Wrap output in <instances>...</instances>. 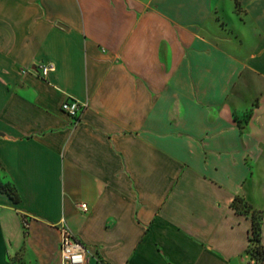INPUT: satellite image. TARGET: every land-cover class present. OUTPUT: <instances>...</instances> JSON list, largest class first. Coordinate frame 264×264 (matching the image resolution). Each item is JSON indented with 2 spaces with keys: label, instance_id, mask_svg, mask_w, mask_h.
<instances>
[{
  "label": "crops",
  "instance_id": "1",
  "mask_svg": "<svg viewBox=\"0 0 264 264\" xmlns=\"http://www.w3.org/2000/svg\"><path fill=\"white\" fill-rule=\"evenodd\" d=\"M236 1L0 0V264H60L61 221L85 264H247L264 0Z\"/></svg>",
  "mask_w": 264,
  "mask_h": 264
},
{
  "label": "built area",
  "instance_id": "2",
  "mask_svg": "<svg viewBox=\"0 0 264 264\" xmlns=\"http://www.w3.org/2000/svg\"><path fill=\"white\" fill-rule=\"evenodd\" d=\"M40 76L44 77L53 69L50 62L42 63L38 66ZM84 101L72 97H66L60 103V110L64 112L73 121H76L82 110L85 108ZM81 211H86V204L79 202L77 204ZM21 226L26 229L28 220L26 217L21 218ZM58 257L60 264H85V248L83 244L72 234V232L61 221L58 224Z\"/></svg>",
  "mask_w": 264,
  "mask_h": 264
},
{
  "label": "trees",
  "instance_id": "3",
  "mask_svg": "<svg viewBox=\"0 0 264 264\" xmlns=\"http://www.w3.org/2000/svg\"><path fill=\"white\" fill-rule=\"evenodd\" d=\"M8 191V193L10 194L11 197H13L15 199V196L9 192L8 189H6ZM236 202H242V207L244 209H239L238 206L236 205ZM230 206L236 211V212H240V213H244L247 214L250 218V229H249V241H250V246L247 249V253L251 252L252 249L254 248L256 252L260 251L262 256L260 257V260L258 262V264H261L262 261L264 260V248H262V246L259 244L258 240V224L259 221L261 219H264V217H256L254 215V211H256L257 213H260L259 210H254L252 209L248 204H246L241 198L239 197H234L233 200L230 203ZM257 242L256 246L254 247L253 242Z\"/></svg>",
  "mask_w": 264,
  "mask_h": 264
},
{
  "label": "rangeland",
  "instance_id": "4",
  "mask_svg": "<svg viewBox=\"0 0 264 264\" xmlns=\"http://www.w3.org/2000/svg\"><path fill=\"white\" fill-rule=\"evenodd\" d=\"M235 6H236V9H240V7H239V3L235 0ZM222 25V24H221ZM41 64H42V62H41ZM258 87L259 88H264V84L263 83H259L258 84ZM247 114V113H246ZM247 115H244L243 117H242V120H244L245 119V117H246ZM242 202H236V205L238 206V208L239 209H244L243 207H242V204H241ZM254 215L258 218V217H264V210H260V213H257L256 211H254ZM253 246L255 247L256 246V244H257V242H253ZM247 256H248V261H247V264H258V262H259V260H260V257L262 256V254H261V252L260 251H258V252H256L255 251V249L253 248L252 249V251L251 252H249L248 254H247ZM12 264H18L16 261H12Z\"/></svg>",
  "mask_w": 264,
  "mask_h": 264
}]
</instances>
